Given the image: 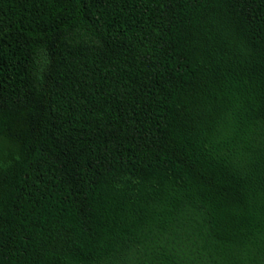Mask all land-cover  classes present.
I'll list each match as a JSON object with an SVG mask.
<instances>
[{"label":"trees","instance_id":"16d2710c","mask_svg":"<svg viewBox=\"0 0 264 264\" xmlns=\"http://www.w3.org/2000/svg\"><path fill=\"white\" fill-rule=\"evenodd\" d=\"M0 264H264V0H0Z\"/></svg>","mask_w":264,"mask_h":264}]
</instances>
